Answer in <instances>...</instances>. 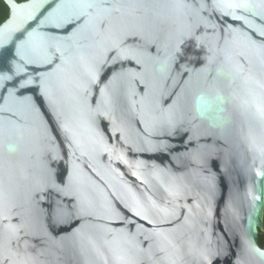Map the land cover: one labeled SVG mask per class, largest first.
<instances>
[{"label":"water","instance_id":"water-1","mask_svg":"<svg viewBox=\"0 0 264 264\" xmlns=\"http://www.w3.org/2000/svg\"><path fill=\"white\" fill-rule=\"evenodd\" d=\"M0 264H264V0H3Z\"/></svg>","mask_w":264,"mask_h":264},{"label":"trees","instance_id":"trees-1","mask_svg":"<svg viewBox=\"0 0 264 264\" xmlns=\"http://www.w3.org/2000/svg\"><path fill=\"white\" fill-rule=\"evenodd\" d=\"M28 0H16L18 3L26 2ZM10 14V9L3 0H0V25L5 22ZM257 243L261 248H264V209L261 222V228L257 237Z\"/></svg>","mask_w":264,"mask_h":264}]
</instances>
